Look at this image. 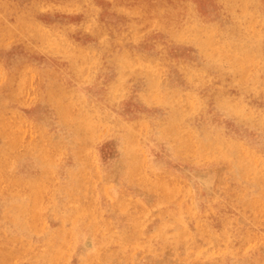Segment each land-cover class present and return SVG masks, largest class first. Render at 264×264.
Here are the masks:
<instances>
[{
  "label": "rangeland",
  "instance_id": "374dc122",
  "mask_svg": "<svg viewBox=\"0 0 264 264\" xmlns=\"http://www.w3.org/2000/svg\"><path fill=\"white\" fill-rule=\"evenodd\" d=\"M264 0H0V264H264Z\"/></svg>",
  "mask_w": 264,
  "mask_h": 264
},
{
  "label": "bare ground",
  "instance_id": "6f19581e",
  "mask_svg": "<svg viewBox=\"0 0 264 264\" xmlns=\"http://www.w3.org/2000/svg\"><path fill=\"white\" fill-rule=\"evenodd\" d=\"M259 30H264V27H260Z\"/></svg>",
  "mask_w": 264,
  "mask_h": 264
}]
</instances>
